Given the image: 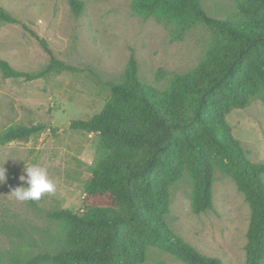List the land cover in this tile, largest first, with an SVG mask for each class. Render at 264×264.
<instances>
[{"label":"trees","instance_id":"obj_1","mask_svg":"<svg viewBox=\"0 0 264 264\" xmlns=\"http://www.w3.org/2000/svg\"><path fill=\"white\" fill-rule=\"evenodd\" d=\"M69 4L76 16L84 12L82 0ZM134 9L180 26L204 24L211 33L205 57L159 89L139 79L138 61L131 54L125 79L109 83L110 96L101 111L71 121L73 129L99 134L100 156L85 185L83 211L49 212L65 224L63 245L26 261L0 264H144L148 247L187 264H222L186 242L166 220L170 187L185 172L195 183L193 211L212 209L217 169L234 180L250 206L246 264H264V163L247 157L227 121L233 109L246 108L264 94V0H237V12L226 18L209 15L200 0H139ZM0 21L19 22L2 8ZM24 28L49 62L28 72L0 59L4 77L33 81L81 71L57 58L45 38ZM47 127L14 124L0 141H29Z\"/></svg>","mask_w":264,"mask_h":264},{"label":"rangeland","instance_id":"obj_2","mask_svg":"<svg viewBox=\"0 0 264 264\" xmlns=\"http://www.w3.org/2000/svg\"><path fill=\"white\" fill-rule=\"evenodd\" d=\"M82 1L84 12L76 16L69 0H0V8L19 21H0V59L20 71L45 68L49 56L24 28L27 25L48 41L57 58L81 69L33 81L6 78L0 71V135L14 124H48L29 141H0V167L7 169L8 176L0 184L2 263L58 250L65 240V224L49 212L84 208L85 185L100 156V136L72 127L57 128L54 123L65 125L100 112L110 96L109 83L125 79L131 54L138 61L139 79L166 89L175 75L190 72L203 60L211 43L204 24L167 23L162 16L134 9L139 0ZM200 2L216 18L237 12V0ZM227 121L247 157L264 163V94L252 98L246 108L233 109ZM32 165L47 170L56 190L38 201H18L11 191L27 186L19 177ZM194 191L188 172L170 187L166 217L170 227L202 254L220 258L222 264H246L251 210L244 194L218 169L212 209L196 214ZM144 264L187 263L148 247Z\"/></svg>","mask_w":264,"mask_h":264},{"label":"clouds","instance_id":"obj_3","mask_svg":"<svg viewBox=\"0 0 264 264\" xmlns=\"http://www.w3.org/2000/svg\"><path fill=\"white\" fill-rule=\"evenodd\" d=\"M24 172L26 175H21L19 179L27 186H19L11 191L18 201H38L46 193L55 192V184L49 179L45 168L32 165L25 167ZM7 179V169L4 166L0 167V184L6 183Z\"/></svg>","mask_w":264,"mask_h":264},{"label":"water","instance_id":"obj_4","mask_svg":"<svg viewBox=\"0 0 264 264\" xmlns=\"http://www.w3.org/2000/svg\"><path fill=\"white\" fill-rule=\"evenodd\" d=\"M61 126H65L67 128H70L71 123H66L65 125H62L61 123H54V127L60 128Z\"/></svg>","mask_w":264,"mask_h":264},{"label":"built area","instance_id":"obj_5","mask_svg":"<svg viewBox=\"0 0 264 264\" xmlns=\"http://www.w3.org/2000/svg\"><path fill=\"white\" fill-rule=\"evenodd\" d=\"M82 211H83V209H82Z\"/></svg>","mask_w":264,"mask_h":264}]
</instances>
